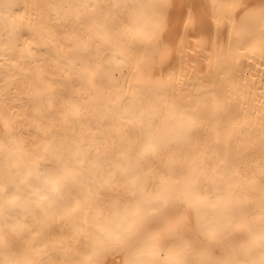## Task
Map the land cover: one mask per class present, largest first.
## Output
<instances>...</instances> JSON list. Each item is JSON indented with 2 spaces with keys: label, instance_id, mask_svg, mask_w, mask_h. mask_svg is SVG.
Returning a JSON list of instances; mask_svg holds the SVG:
<instances>
[{
  "label": "bare ground",
  "instance_id": "1",
  "mask_svg": "<svg viewBox=\"0 0 264 264\" xmlns=\"http://www.w3.org/2000/svg\"><path fill=\"white\" fill-rule=\"evenodd\" d=\"M86 0H0V159L9 147L26 160L39 159L51 169L77 167L65 151L56 158L55 144L78 147L90 156V144L116 140L123 127L105 136V126L85 111L90 103L113 107L137 88L161 87L169 105L154 117V135L166 138L155 155L145 160L148 191L162 183L173 198L183 200L182 187L196 176L204 216L209 223L229 212L217 199L220 176L231 178L233 202L239 201L234 221L238 239L264 223V0H88L111 7L100 27L80 28L61 4ZM187 5H193L191 18ZM105 39L97 42L96 32ZM90 45L96 96L79 99L83 70L77 49ZM107 57V59H106ZM115 57V58H113ZM41 89L48 99H41ZM194 122L188 126L187 116ZM99 128V131L97 129ZM139 145L133 155L138 154ZM90 169L86 160L82 166ZM108 206L127 198L123 185L101 194ZM193 212L195 209L184 205ZM23 216L0 221V261L9 258L74 264L83 251L82 234L71 222L48 218L26 222L30 228L14 235L11 225ZM219 236L201 233L196 258L214 264L221 252ZM77 241H80L78 244ZM126 253L109 252L103 264H124ZM162 259H169L164 252Z\"/></svg>",
  "mask_w": 264,
  "mask_h": 264
},
{
  "label": "snow or ice",
  "instance_id": "2",
  "mask_svg": "<svg viewBox=\"0 0 264 264\" xmlns=\"http://www.w3.org/2000/svg\"><path fill=\"white\" fill-rule=\"evenodd\" d=\"M58 7L66 14L74 15L80 28L100 27V18L111 7L86 0L83 3L61 4ZM191 18L193 5H187ZM264 14V9H261ZM97 42L104 40V34L96 32ZM91 53L88 43L77 49V60L83 75L73 82H79L84 90L79 99L96 96V84L92 66L88 63ZM115 58V57H113ZM107 59V57H106ZM41 99H48L47 90L41 89ZM169 105V97L161 87L137 88L130 97L119 98L109 108L103 103H90L85 111L93 115L99 124L105 126L104 135L111 136L112 130L123 127L117 133V139L109 142L100 141L104 147L90 144V156L78 147L53 144L45 148L59 158L65 151L74 155L77 167L51 169L41 166L39 159L26 160L23 155L14 154L9 147L0 159V221L8 225L9 218L23 216L25 221L16 220L11 225L14 235L30 228L26 222L48 218L71 222L73 234H82L83 251L76 249L79 257L74 264H103V258L109 252L126 253L124 264H202L196 258L200 250L198 236L203 233L215 238L219 236L220 256L214 264H264V223L256 232L249 231L246 238L238 239L235 235L234 221L239 201L233 202L231 178L220 176L223 184L216 185L217 199L228 202L229 212L209 223L204 216L206 201L198 188L196 176L187 178L182 187L183 200L173 198L167 184L162 183L155 195L148 191L144 165L149 155H155L166 143V138L154 135V117L161 105ZM187 125L194 122V117L185 118ZM99 131V128L97 129ZM139 145V152L133 155ZM90 169L82 166L85 161ZM122 184L127 198L116 199L108 206L101 194L107 189L113 190ZM184 205L195 209L193 212ZM79 244L80 241H77ZM7 242L0 235V248H6ZM167 252L169 259H162ZM0 264H43L32 261L9 258Z\"/></svg>",
  "mask_w": 264,
  "mask_h": 264
}]
</instances>
